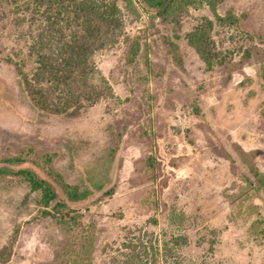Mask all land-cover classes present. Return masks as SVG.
I'll use <instances>...</instances> for the list:
<instances>
[{
	"label": "rangeland",
	"instance_id": "rangeland-1",
	"mask_svg": "<svg viewBox=\"0 0 264 264\" xmlns=\"http://www.w3.org/2000/svg\"><path fill=\"white\" fill-rule=\"evenodd\" d=\"M11 1L0 0V264H117L132 252L138 264H264V0L184 4L177 37L139 2L131 19L118 2L123 35L96 34L86 51L99 97L76 117L32 100L41 31ZM207 22L222 66L186 40ZM21 171L49 184L47 209ZM74 189L90 195L71 201ZM88 226L94 252L66 254Z\"/></svg>",
	"mask_w": 264,
	"mask_h": 264
},
{
	"label": "trees",
	"instance_id": "trees-1",
	"mask_svg": "<svg viewBox=\"0 0 264 264\" xmlns=\"http://www.w3.org/2000/svg\"><path fill=\"white\" fill-rule=\"evenodd\" d=\"M18 1V6L14 7V9L16 8L15 13L22 10L25 17L28 16L29 18L23 20L22 23L36 25L37 29L41 31L39 34L41 38L34 45V50L37 48V63L40 68L34 76L33 84L26 80L28 91L31 93L36 107L39 106L40 110L48 114H66L69 117L78 116L83 109L87 110L86 107H91L94 104V99L99 97L95 84L91 83L90 86V80H92L93 73H96V67L91 58L86 61V57L90 56L86 51L94 44L96 34H102L109 39L120 41L125 27V12L117 7L118 2L125 4L128 19H131L132 14L137 13L134 2H139L143 9L154 11L161 22L176 33V37L177 33L184 27L185 15L183 13L187 11V4L196 6L205 4L214 10L220 2L219 0ZM16 3L17 0H12L10 4L15 5ZM218 20L224 21L223 18L219 17ZM211 25V22H207L205 26L207 31H192L185 36L189 45L194 48L208 68L224 64V59L217 53L209 37L208 30H210ZM68 30H71L70 34H67ZM88 33L90 38L86 37ZM38 46H40L39 49ZM102 46L103 44L98 48L101 49ZM139 50L138 43L132 42L130 44V55L136 56ZM53 55L60 58H53ZM65 74H69V76ZM43 82H47L49 86L44 87ZM85 87H88V92H90L88 97L84 96ZM82 96L88 99L87 105H83ZM91 96L93 97L89 99ZM70 109L73 110L67 112ZM19 174L31 185L32 190L42 191L39 203L47 209L56 196L49 184L37 180L32 172L21 171ZM260 189L264 192L263 180H261ZM67 195L71 201L80 202L86 200L90 192L74 189L68 190ZM62 221H66L65 218ZM69 225L72 227L65 229L72 230L75 222L72 221V224L70 222ZM87 228L88 230L85 231L86 233L84 232V235H73L74 245L67 248L66 254L88 258L94 252L97 235L95 230H89L92 226ZM2 251V255H9L7 248ZM136 256L137 254L133 252L123 255L117 264H138ZM113 264H116L115 260Z\"/></svg>",
	"mask_w": 264,
	"mask_h": 264
}]
</instances>
